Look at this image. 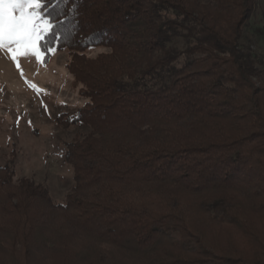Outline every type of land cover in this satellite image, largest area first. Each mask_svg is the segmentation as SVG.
<instances>
[{
    "label": "trees",
    "instance_id": "trees-1",
    "mask_svg": "<svg viewBox=\"0 0 264 264\" xmlns=\"http://www.w3.org/2000/svg\"><path fill=\"white\" fill-rule=\"evenodd\" d=\"M260 1L41 0L84 132L62 203L0 159V264H264Z\"/></svg>",
    "mask_w": 264,
    "mask_h": 264
},
{
    "label": "rangeland",
    "instance_id": "rangeland-1",
    "mask_svg": "<svg viewBox=\"0 0 264 264\" xmlns=\"http://www.w3.org/2000/svg\"><path fill=\"white\" fill-rule=\"evenodd\" d=\"M259 4L242 43L250 44L264 58V31L257 34L264 25V0ZM11 56L8 48H0V159L4 163L14 152L16 176L43 182L52 199L62 203L73 185L72 168L63 160L64 146L84 128L65 127L59 117L77 109L84 99L64 66L66 51L53 52L46 64L31 54L18 55L16 62Z\"/></svg>",
    "mask_w": 264,
    "mask_h": 264
},
{
    "label": "snow or ice",
    "instance_id": "snow-or-ice-1",
    "mask_svg": "<svg viewBox=\"0 0 264 264\" xmlns=\"http://www.w3.org/2000/svg\"><path fill=\"white\" fill-rule=\"evenodd\" d=\"M41 6V0H0V48H8L14 62L18 55L27 54L42 61L43 53L38 41L43 39V33L51 30L52 25L41 18L37 11ZM47 50L54 52L55 48ZM32 87L35 88V85Z\"/></svg>",
    "mask_w": 264,
    "mask_h": 264
}]
</instances>
